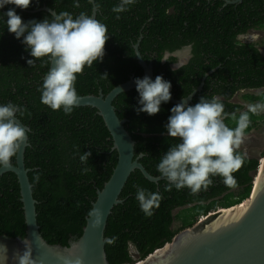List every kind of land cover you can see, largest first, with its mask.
<instances>
[{
    "label": "trees",
    "instance_id": "obj_1",
    "mask_svg": "<svg viewBox=\"0 0 264 264\" xmlns=\"http://www.w3.org/2000/svg\"><path fill=\"white\" fill-rule=\"evenodd\" d=\"M32 0L27 9L6 5L0 9V105L9 102L26 108L17 116L30 126L29 145L25 152L26 166L38 200L40 231L48 242L69 245L79 238L87 224V217L96 201L98 191L110 179L118 162V150L103 116L93 106H76L71 114L64 109L53 111L41 103L43 79L50 64L46 58L37 60L35 67L27 64L33 59L30 49L7 29L4 15L10 8L24 22L53 19L49 7L67 11L73 18L81 12L92 16L97 5L96 20L107 26L109 39L105 45L102 62L85 66L77 75V94H107L118 84L133 77H140L144 69L139 63L135 44L144 59L152 62L155 73L171 82V91L177 98L191 94L204 80L203 88L195 94L190 105L203 96L207 100L218 98L224 105L225 124L237 126V119L247 111L242 102L233 101L241 90L264 88V54L258 43L243 41L240 36L252 29H264V0H243L226 3L225 0H136L128 10L115 13L113 7L120 0ZM119 15V19L117 16ZM187 46L191 47L186 63L173 71L179 57L174 55ZM167 52L171 55L165 59ZM43 64V66H42ZM214 69V70H213ZM213 70V71H212ZM212 71V72H211ZM107 73L105 77L103 73ZM250 102L264 103V91L245 93ZM139 93L136 88L122 92L114 100L120 118H127L126 128L131 132L135 157L154 176L161 174L157 165L168 148L179 141L167 135L165 125L176 105L171 100L162 103L155 115L137 114ZM29 113L31 115H29ZM249 133L264 122V113H249ZM91 151L86 164L80 156ZM242 167L233 173L237 185L229 188L224 178L212 176L207 190L192 194L190 189L165 191L168 181L149 180L140 169L134 170L121 193V202L113 208L106 227L107 257L111 264H134L156 249L172 241L181 230L196 224L199 218L229 208L250 197L261 159L248 156L243 149ZM17 156V155H16ZM16 156L12 163H16ZM88 168L87 173L83 172ZM39 174V180L35 179ZM136 185L162 196L159 207L151 217L140 209L136 199ZM184 208L181 214H174ZM213 215H216L213 214ZM178 220V222H176ZM27 231L24 203L18 176L13 171L0 176V235L24 237ZM135 250L136 254L133 252Z\"/></svg>",
    "mask_w": 264,
    "mask_h": 264
},
{
    "label": "clouds",
    "instance_id": "obj_2",
    "mask_svg": "<svg viewBox=\"0 0 264 264\" xmlns=\"http://www.w3.org/2000/svg\"><path fill=\"white\" fill-rule=\"evenodd\" d=\"M135 2L120 0L112 11H127L128 6ZM31 3L32 0H0V9L6 5L27 9ZM79 6L76 0L74 7ZM4 15L7 17L8 31L17 39L23 37L22 44L30 49L33 59H28L27 64L35 67L37 60L46 58L45 63L51 65L42 87L38 89L41 103L53 111L63 108L66 114H71L80 100L75 88L77 75L83 74L85 66L92 67L94 62L103 61L109 39L107 26L83 12L75 18L67 11L52 13L51 22L46 18L24 22L15 8H10ZM162 61H168V58ZM176 70L177 64L173 67V71ZM103 74L108 77L106 72ZM135 84L140 105L136 108L137 114L144 112L155 115L160 112L162 103L171 100V82L161 75H157L155 80L147 75L137 77ZM26 111V108L11 102L0 105V167L10 168L12 158L26 141L27 130L17 122V113L24 115ZM170 112L165 125L167 135L179 143L169 147L157 165L158 172L168 181L165 191H171L175 186L177 190L188 188L192 194H197L202 189L207 190L212 184L211 177L216 175L224 178L227 187H235L237 181L233 173L244 163L243 156L237 150L251 123L249 113L259 115L264 112V103L249 104L247 111L242 112L238 119L233 114L232 119L237 122L235 128L224 123V105L216 97L209 101L202 96L195 105L181 102L174 105ZM91 155V151L84 152L80 156L81 163L86 164ZM88 171V168L83 169L84 173ZM35 179L39 180V174ZM135 187L141 211L151 217L153 209L159 207L161 194L139 185ZM89 215L95 216L96 223H100L99 209L93 208ZM23 243L25 250L22 254L19 250H13L11 259L18 260V264H37L32 255L31 242L23 239ZM9 259V249L0 241V264H7Z\"/></svg>",
    "mask_w": 264,
    "mask_h": 264
},
{
    "label": "water",
    "instance_id": "obj_3",
    "mask_svg": "<svg viewBox=\"0 0 264 264\" xmlns=\"http://www.w3.org/2000/svg\"><path fill=\"white\" fill-rule=\"evenodd\" d=\"M242 1L225 0L226 3ZM44 8L58 14L54 9ZM97 10L98 7L94 3L91 16L94 19H96ZM248 34H243L240 38H247ZM139 42L135 44V50L139 63L144 69L143 75L139 78L147 75L155 80L157 74L154 66L152 62H147L144 59L139 48ZM185 49L189 50L190 54L191 47L187 46ZM261 51L264 53L263 49ZM180 52L178 51L174 55L178 56ZM170 55L171 53L167 52L165 57L168 58ZM188 59L189 57L175 64L179 67ZM160 75L162 76V74ZM135 78L137 77L132 76L129 80L112 88L107 94L100 91L98 95L79 96L80 100L77 106H93L103 116L113 136L114 148L118 150V162L110 179L98 191L97 199L93 202L92 209L100 210V223H96L95 216L89 215L83 234L79 238L73 239L69 245L50 243L40 231L37 211L38 200L34 196L33 185L29 176L30 169L25 162V152L29 145L28 133L31 128L17 116V122L27 130L26 141L17 153L16 163H12L10 168L0 167V176L8 171H13L18 176L27 231L24 237L0 235V241L5 243L9 249L10 259L7 264H18V260L11 259V255L13 250H19L21 254L25 250L23 239L31 242L32 255L37 264H111L106 251V243L109 240L106 236V227L113 208L122 201L120 196L131 173L140 169L149 180L154 182H159L164 178L162 175L154 176L146 169L140 161L143 154L135 157L136 141L126 128L128 119L120 118L114 105V100L119 94L136 88ZM203 85L204 80L198 88L183 98H177L170 89L171 101L175 104L181 102L190 104L197 91L203 88ZM258 172L259 169L257 174ZM254 190L255 187H253L250 197L246 199H251L249 206L238 222H233V219L224 226L223 223L228 220V215L226 216L222 212L214 221H212L214 215H210L198 224L181 230L172 241L167 242L163 247L156 249L146 258L138 260L134 264H264V174L258 189ZM236 206L238 204L234 207Z\"/></svg>",
    "mask_w": 264,
    "mask_h": 264
},
{
    "label": "rangeland",
    "instance_id": "obj_4",
    "mask_svg": "<svg viewBox=\"0 0 264 264\" xmlns=\"http://www.w3.org/2000/svg\"><path fill=\"white\" fill-rule=\"evenodd\" d=\"M249 36L247 38H243V41H252V42H256L259 44V46L261 47V49L264 50V29H252L249 34ZM250 37V38H249ZM181 51V50H180ZM179 51V52H180ZM189 50L187 49H183L179 54V61L180 60H186L190 54L188 52ZM175 65V64H174ZM264 91V88L261 89H248V90H241L239 91L235 97L233 98V101L236 102H242L246 105V108L249 104H256V103H262V102H256V103H250L248 101H246L243 98V95L245 93H260ZM264 112H261L260 114H263ZM225 123V120H224ZM241 149L244 150V152L246 153V155L248 156H257L260 157L261 162L263 163L264 160V122L259 123L255 128H253L249 133H245L244 135V140L243 143L240 146ZM261 163V165H262ZM259 173V172H258ZM246 203H248V200H244L242 203H240L238 206H242V205H246ZM237 205V204H236ZM235 206V205H234ZM231 206V207H234ZM235 208V207H234ZM228 209H233V208H223L220 207L217 211L215 212H211L209 215L204 216L199 218V220L196 222V224H198L199 222H201L202 220H205L208 216H213V214L216 213V215H214V218L212 221H214L216 218H218V215H220V213L222 214L223 210H228ZM184 208H178L174 211V214H181L183 212ZM229 211V210H228ZM227 211V212H228ZM226 213V212H225ZM176 222H178V220H176ZM205 222V221H203ZM195 224V225H196ZM135 254V250L133 251ZM137 255V254H136Z\"/></svg>",
    "mask_w": 264,
    "mask_h": 264
},
{
    "label": "bare ground",
    "instance_id": "obj_5",
    "mask_svg": "<svg viewBox=\"0 0 264 264\" xmlns=\"http://www.w3.org/2000/svg\"><path fill=\"white\" fill-rule=\"evenodd\" d=\"M263 159V158H262ZM261 159V160H262ZM262 163V162H261ZM263 174H264V160H263V163H262V165H260V168H259V173L256 175V177H255V183H254V187H255V190L254 191H256L257 189H258V187H259V185H260V183H261V180H262V176H263ZM250 201H251V199L249 198L248 199V203H246V205L244 204V205H242V206H236L235 208L234 207H230V208H233V209H228V210H223V212L225 213V215L227 216H229V218H228V220L227 221H225L224 223H223V225L224 226H226L230 221H232L233 219V222H238L239 220H240V218H242L241 217V215L244 213V211L247 209V207L249 206V203H250ZM239 205V204H238ZM228 211V212H227ZM224 215V216H225ZM217 223H219V222H217ZM221 225V224H220ZM220 225H218V226H220ZM224 226H220V227H224Z\"/></svg>",
    "mask_w": 264,
    "mask_h": 264
},
{
    "label": "flooded vegetation",
    "instance_id": "obj_6",
    "mask_svg": "<svg viewBox=\"0 0 264 264\" xmlns=\"http://www.w3.org/2000/svg\"><path fill=\"white\" fill-rule=\"evenodd\" d=\"M243 40V39H242ZM263 53V52H262ZM264 54V53H263Z\"/></svg>",
    "mask_w": 264,
    "mask_h": 264
}]
</instances>
